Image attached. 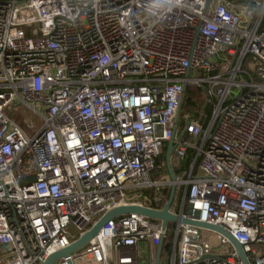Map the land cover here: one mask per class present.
<instances>
[{
	"label": "built area",
	"instance_id": "obj_1",
	"mask_svg": "<svg viewBox=\"0 0 264 264\" xmlns=\"http://www.w3.org/2000/svg\"><path fill=\"white\" fill-rule=\"evenodd\" d=\"M207 2L0 0V264H43L114 208H162L173 184V212L264 264V0ZM174 133L173 168L192 153L176 181L158 163ZM203 231L129 213L72 259L157 264L161 245L165 264H244Z\"/></svg>",
	"mask_w": 264,
	"mask_h": 264
},
{
	"label": "water",
	"instance_id": "obj_2",
	"mask_svg": "<svg viewBox=\"0 0 264 264\" xmlns=\"http://www.w3.org/2000/svg\"><path fill=\"white\" fill-rule=\"evenodd\" d=\"M210 2L211 0H208L207 5H209ZM186 90H187V84L185 83L183 85V91L186 92ZM176 146H177V142L175 141V133H174L171 140L167 143L166 154H165L167 170L169 172L170 179L172 181L177 180V176L173 171V164H172V157ZM176 191H177V186L176 184H173L171 186V191L168 201L162 208H155L141 204H130L110 210L109 212L103 214L94 226H92L89 230L84 232L79 238H77L69 246L55 253H52L44 261L43 264H55V262L61 258H67L69 264H74L72 259V254L84 248L98 234V232L100 231V229L104 224H106L110 219L129 213H138L148 218L161 221L163 227H166L169 223L182 222L184 224H190L201 229L220 233L224 235L230 241V243L235 247L238 256L242 260V262L244 264H250L247 259V255L243 249V245L226 228H224L221 225L210 224L208 222L182 217L176 214L175 212H173L172 205L176 196ZM161 249L162 246L160 245L158 247L157 264H161V258H160Z\"/></svg>",
	"mask_w": 264,
	"mask_h": 264
},
{
	"label": "trees",
	"instance_id": "obj_3",
	"mask_svg": "<svg viewBox=\"0 0 264 264\" xmlns=\"http://www.w3.org/2000/svg\"><path fill=\"white\" fill-rule=\"evenodd\" d=\"M191 94H196L197 96H199L200 93L196 90V88H194L192 86H188V88L186 90V96L191 95ZM197 98L200 101V99H201L200 96L197 97ZM194 106H195V103H193V102H191L190 100H187V99L184 100L183 108H184L185 111H189V110L191 111V109ZM165 154H166V146H165V148H164V150H163V152H162V154H161V156H160V158L158 160V163H159V165L161 167L160 168V173H162V172L166 173L167 172L166 155ZM191 157H192V153L190 152L187 155V157L184 159V161L182 162V166L179 169H176V168L174 169L173 168V171H174V173L176 175L178 173L188 169L189 164H190L191 159H192ZM163 191H164L165 199L162 200V202L159 205L157 203L155 205L162 206L163 204H165V201L168 200V198L170 196V190L166 189V190H163ZM147 193H149L151 197H154L157 192L155 190H148ZM180 193H181L180 189L179 190L177 189L175 199L179 198ZM173 228H174V225L171 224L170 232H169V235H168V243L164 247V249L162 250V253L164 252V250H169V248H170L171 239L173 237V232H174ZM161 264H165V262L161 261Z\"/></svg>",
	"mask_w": 264,
	"mask_h": 264
},
{
	"label": "rangeland",
	"instance_id": "obj_4",
	"mask_svg": "<svg viewBox=\"0 0 264 264\" xmlns=\"http://www.w3.org/2000/svg\"><path fill=\"white\" fill-rule=\"evenodd\" d=\"M17 112V119L24 125H33V130H30V134L34 133L35 131H37L40 126H41V122L39 121V116L37 114H35L34 112L31 111V109H28V108H18L16 110ZM166 179H170V175H166L165 176ZM203 234L206 235L209 239H210V242L213 244V245H218V240H217V236L215 233H213L212 231H208V230H205L203 231ZM76 264H93L91 263L90 261L88 260H80V258L76 259Z\"/></svg>",
	"mask_w": 264,
	"mask_h": 264
},
{
	"label": "crops",
	"instance_id": "obj_5",
	"mask_svg": "<svg viewBox=\"0 0 264 264\" xmlns=\"http://www.w3.org/2000/svg\"><path fill=\"white\" fill-rule=\"evenodd\" d=\"M166 146H167V144H166ZM162 174V173H161ZM166 175H169V172H168V170H167V172L166 173H164L163 175H161L162 176V178H165V176ZM158 176V175H157ZM170 180V179H169ZM170 190V189H169ZM163 192V194H164V191H162ZM148 195H150L149 193H148ZM152 198V197H151Z\"/></svg>",
	"mask_w": 264,
	"mask_h": 264
}]
</instances>
